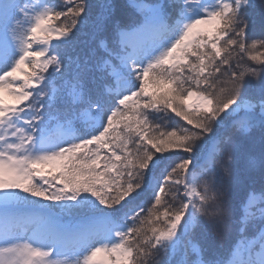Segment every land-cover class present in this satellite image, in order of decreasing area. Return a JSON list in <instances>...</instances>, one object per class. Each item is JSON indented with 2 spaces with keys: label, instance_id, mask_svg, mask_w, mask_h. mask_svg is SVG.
Masks as SVG:
<instances>
[{
  "label": "snow or ice",
  "instance_id": "obj_1",
  "mask_svg": "<svg viewBox=\"0 0 264 264\" xmlns=\"http://www.w3.org/2000/svg\"><path fill=\"white\" fill-rule=\"evenodd\" d=\"M261 50L264 0H0V264H264Z\"/></svg>",
  "mask_w": 264,
  "mask_h": 264
},
{
  "label": "trees",
  "instance_id": "obj_2",
  "mask_svg": "<svg viewBox=\"0 0 264 264\" xmlns=\"http://www.w3.org/2000/svg\"><path fill=\"white\" fill-rule=\"evenodd\" d=\"M257 3L259 4V0H257ZM262 51H264V50H262Z\"/></svg>",
  "mask_w": 264,
  "mask_h": 264
}]
</instances>
